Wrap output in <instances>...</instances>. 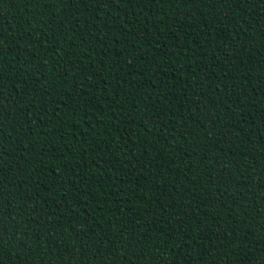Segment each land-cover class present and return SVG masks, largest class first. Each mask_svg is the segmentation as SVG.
Here are the masks:
<instances>
[{"label":"trees","instance_id":"16d2710c","mask_svg":"<svg viewBox=\"0 0 264 264\" xmlns=\"http://www.w3.org/2000/svg\"><path fill=\"white\" fill-rule=\"evenodd\" d=\"M0 264H264V0H0Z\"/></svg>","mask_w":264,"mask_h":264}]
</instances>
